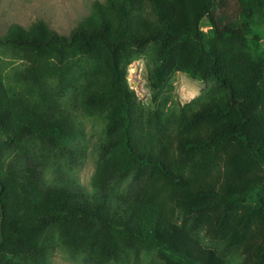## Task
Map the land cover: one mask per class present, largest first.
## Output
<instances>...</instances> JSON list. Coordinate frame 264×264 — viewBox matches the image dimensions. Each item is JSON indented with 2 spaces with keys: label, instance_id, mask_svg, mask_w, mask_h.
<instances>
[{
  "label": "trees",
  "instance_id": "16d2710c",
  "mask_svg": "<svg viewBox=\"0 0 264 264\" xmlns=\"http://www.w3.org/2000/svg\"><path fill=\"white\" fill-rule=\"evenodd\" d=\"M179 73L204 84L186 104ZM57 252L264 264V0H96L67 35L38 19L0 36V264Z\"/></svg>",
  "mask_w": 264,
  "mask_h": 264
},
{
  "label": "rangeland",
  "instance_id": "374dc122",
  "mask_svg": "<svg viewBox=\"0 0 264 264\" xmlns=\"http://www.w3.org/2000/svg\"><path fill=\"white\" fill-rule=\"evenodd\" d=\"M94 1L96 0H0V36L14 24L27 28L38 19L45 20L58 33L67 35L81 19L91 13ZM129 84L135 89L140 100L149 102L150 93L147 88L146 65L143 59L136 61L130 67ZM173 85L175 97L181 104H186L198 97L204 89L202 82L194 81L182 73L175 75ZM87 134L89 149L78 176L85 186H90L97 160L96 145L99 130L89 123ZM52 264L84 263L57 252L53 256Z\"/></svg>",
  "mask_w": 264,
  "mask_h": 264
},
{
  "label": "water",
  "instance_id": "95a60500",
  "mask_svg": "<svg viewBox=\"0 0 264 264\" xmlns=\"http://www.w3.org/2000/svg\"><path fill=\"white\" fill-rule=\"evenodd\" d=\"M233 102H235V101H233Z\"/></svg>",
  "mask_w": 264,
  "mask_h": 264
}]
</instances>
